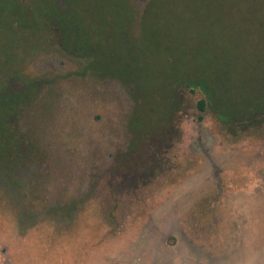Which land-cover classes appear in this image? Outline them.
I'll list each match as a JSON object with an SVG mask.
<instances>
[{
	"label": "rangeland",
	"instance_id": "374dc122",
	"mask_svg": "<svg viewBox=\"0 0 264 264\" xmlns=\"http://www.w3.org/2000/svg\"><path fill=\"white\" fill-rule=\"evenodd\" d=\"M115 1L91 20L121 79L78 78L56 50L27 65L70 79L19 114L40 146L0 165V264H264V118L249 124L264 106V0H119L127 15ZM10 34L2 53L23 46ZM168 117L171 163L151 169L144 149ZM127 146L145 163L123 193L112 181L136 169ZM113 162L107 184L84 188Z\"/></svg>",
	"mask_w": 264,
	"mask_h": 264
},
{
	"label": "flooded vegetation",
	"instance_id": "af4514ba",
	"mask_svg": "<svg viewBox=\"0 0 264 264\" xmlns=\"http://www.w3.org/2000/svg\"><path fill=\"white\" fill-rule=\"evenodd\" d=\"M22 1L23 2H21V0H0V49L3 48V40L5 41L8 39L5 33H11V37L22 38L21 42L23 45L18 49V47L13 44L7 49V53H2L0 51V61L4 59L3 62L6 64L4 68L0 69V126L2 125L4 128L3 134L0 136V152L3 155L2 157L6 158L3 159V162L0 161V165H4L7 161L10 162L9 157L16 146H20L23 153L26 151V149L24 150L25 146L32 145L37 147L39 151L40 145L38 139L28 136L24 130L17 126V121L20 118L19 114L22 113L23 107L33 102L39 103L46 99L51 87L61 85L63 81H68L70 79V77L64 73L53 75L46 73V75H40V73L38 74L28 69L27 65L30 63V60L33 59V56L49 53L53 50L60 51L68 57H71L73 62H75L74 64L77 65L71 70L72 75L75 74L81 79L91 80V78H94L95 81H97V79L106 80V87L104 89L108 88L107 80L110 77L109 73L115 74L113 70H108L107 67L104 66L106 58L105 54H103V40L97 38L92 30L94 29L92 27V15L101 12L103 10L102 2L107 0H95L96 2L93 5L92 0H30V3H25L26 0ZM115 2L118 7L122 5L123 8L119 10L125 12L126 15V12H130L129 10H125V2L119 0ZM149 7L150 3L144 9L143 14L146 13ZM107 15L108 12L103 13V16L107 17ZM141 18L142 17L138 20L134 19L133 23L138 22L140 25ZM1 28L4 29V31ZM16 28L19 29L16 30ZM8 31H10V33ZM139 35L136 34L133 40L134 49L132 50L136 53L141 51V47L137 43ZM31 43L33 45L28 47ZM34 70L38 71L36 69ZM115 75L118 79H121L118 74ZM62 88L63 86L58 89L60 90ZM66 101L70 104L71 101L69 96ZM256 119L257 118H255V121L260 120ZM171 122L172 120L168 117L164 122L167 125H164L162 128L158 126L159 131L151 132L153 140L147 143V148L144 149V151L146 150L145 158L148 159L149 156V161L151 162L149 167L151 169L154 168V165L157 166L161 164L160 158H164L162 160L164 163L162 164H166L167 161L168 165L171 163L170 156H167L168 151H165L168 141L172 140L171 135L174 126L171 125ZM251 122L252 121L249 122L250 125ZM146 134L147 132L140 127L137 136H134L136 140L135 143L138 142L139 139L142 140L145 138ZM125 152L133 157L134 165L136 166V169H133L134 171L131 169L133 167H127L126 172L122 171L116 173L119 170L114 167V162L110 163V167L102 165L101 171H99L97 167L93 168L91 166L88 172L89 177L85 182L84 188L97 187L95 186L97 184H99L98 186L107 184L106 174L109 172L117 174L112 182L117 181L123 193L127 191V188H136L138 186L137 183L139 184V181L143 179V175L136 172V170H140L138 168L145 163V159H142L143 161H140V164L138 161H135L139 156L138 147L135 149L127 146ZM145 168L146 167L142 170L144 171ZM155 169L152 174L155 172ZM161 169L165 171L166 167L165 169ZM131 175L142 178L130 180L129 177ZM124 176H127L129 180H126ZM106 188L108 189V187ZM110 189L109 190L113 192L115 187L111 186ZM80 196L81 195H78L77 197ZM80 202L84 203L83 201Z\"/></svg>",
	"mask_w": 264,
	"mask_h": 264
},
{
	"label": "trees",
	"instance_id": "16d2710c",
	"mask_svg": "<svg viewBox=\"0 0 264 264\" xmlns=\"http://www.w3.org/2000/svg\"><path fill=\"white\" fill-rule=\"evenodd\" d=\"M211 93H212V92H211ZM262 102H263V101H262ZM207 103H210L209 100H208V98L202 100V101L200 102L199 108H200L201 110H204L205 107H206V104H207ZM223 111H224V110H223ZM224 112H225V111H224ZM224 114L226 115V113H224ZM227 116H228V115H227ZM249 117L252 118L253 121H255V118L260 119L259 121H256V122H253L252 120H250V121H252V122H251V125H252V124L255 125V123L260 122V121L264 118V106L261 107V108L259 107V108L255 109V110H253V111L250 113ZM247 125H248V124H247ZM2 156H3V155H2V153L0 152V161L3 162V159H6V158H5V157H2Z\"/></svg>",
	"mask_w": 264,
	"mask_h": 264
}]
</instances>
